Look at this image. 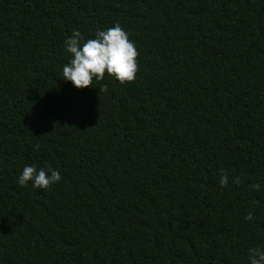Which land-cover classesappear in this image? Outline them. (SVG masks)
<instances>
[{"label": "trees", "instance_id": "obj_1", "mask_svg": "<svg viewBox=\"0 0 264 264\" xmlns=\"http://www.w3.org/2000/svg\"><path fill=\"white\" fill-rule=\"evenodd\" d=\"M117 22L135 79L65 81L64 38ZM33 163L60 181L19 186ZM257 244L264 0H0V264H247Z\"/></svg>", "mask_w": 264, "mask_h": 264}, {"label": "clouds", "instance_id": "obj_2", "mask_svg": "<svg viewBox=\"0 0 264 264\" xmlns=\"http://www.w3.org/2000/svg\"><path fill=\"white\" fill-rule=\"evenodd\" d=\"M63 47L69 54V59L62 65V78L70 81L76 88L92 85L93 79L96 81L104 79L105 73L122 84L135 79L138 70L135 42L129 39L128 33L118 22L111 27L97 29L94 36L87 39L78 30H73L71 35L64 38ZM101 90H105V86H101L99 91ZM34 148L38 149L39 144L34 145ZM219 171L218 182L220 186H224L229 178L224 169ZM60 179L59 170L50 164L38 167L33 163L23 166L16 183L24 187L30 182L33 189H47ZM239 180V177H235L233 183H239ZM251 188L259 190L260 184L254 183ZM244 219L251 221L253 213H246ZM246 262L264 264V244L248 247Z\"/></svg>", "mask_w": 264, "mask_h": 264}]
</instances>
